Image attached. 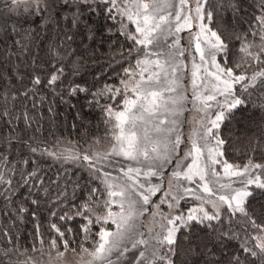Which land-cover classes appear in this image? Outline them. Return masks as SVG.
<instances>
[{"label":"snow or ice","instance_id":"6c2138e0","mask_svg":"<svg viewBox=\"0 0 264 264\" xmlns=\"http://www.w3.org/2000/svg\"><path fill=\"white\" fill-rule=\"evenodd\" d=\"M207 2L195 0L193 10L190 0H10L8 11L23 5V15L0 32V264H67L66 254L77 264H264V222L253 203L264 215V163L229 162L224 135L238 112H264L249 91L258 80L264 90V0H251V13L245 0H226L251 29L235 35V62L207 23ZM194 21L198 31L182 45L179 34ZM45 45L51 59L41 61L34 49ZM104 45L107 67L121 65L118 84L81 71ZM53 59L45 73L41 65ZM252 64L259 68L249 76ZM81 100L101 113L103 152L42 132L45 112L54 119L60 105L74 110ZM188 104L191 120L182 118ZM47 161L60 166L52 176ZM68 164L87 179L73 180ZM28 223L36 242L24 247L19 230Z\"/></svg>","mask_w":264,"mask_h":264},{"label":"trees","instance_id":"16d2710c","mask_svg":"<svg viewBox=\"0 0 264 264\" xmlns=\"http://www.w3.org/2000/svg\"><path fill=\"white\" fill-rule=\"evenodd\" d=\"M226 0H208V2L204 5V8L213 12V19L207 21L209 27L213 29H219L221 33L224 35V38L229 42L230 47L233 51V61H238L240 59L239 53V43L235 40V35H239L242 32H248L251 29L249 28V20L247 17H236L235 14L231 11L230 8L225 7ZM251 3V0H245V8L249 13H251V9L247 8V5ZM9 7L11 6L9 1L0 0V32L3 31L4 27H11L15 24L17 19H20L23 15L22 9L23 6H20V11H12L9 12ZM252 39L254 43H259L258 39L255 37H249ZM121 43H123V38H120ZM95 47V46H94ZM255 51V49H253ZM37 52L41 61L50 60V56L47 51V45L43 46L40 49H34ZM111 55L110 50L107 45H104L100 48V50L95 53L93 59L95 62L89 61L88 64L81 69L84 77L92 81L94 75L101 76V83H104L105 80L112 84H118L119 78L116 75L117 72L120 71L121 65H114L116 71L113 72L111 68L107 67L108 59L107 57ZM55 63L53 59L50 64H42L41 66L44 68L45 73L48 68L51 67V64ZM8 66L5 65V68ZM259 68L258 64H252L249 67L247 75L251 76L253 71H256ZM30 70V69H28ZM110 77V79H109ZM27 83V81H25ZM12 89L20 88L23 89L24 85L13 81L10 85ZM237 89H241L240 85H236ZM249 91L252 93L251 100L255 101L256 104H260L264 102V90L259 87V80L257 81V87L255 89L250 88ZM3 101H0L2 104ZM27 103L26 101H21L17 106V113L22 110L23 104ZM73 103H76L73 100ZM84 101L81 100L77 105V109L70 110L64 105H60L57 108V112L60 113L59 116L54 119H50L47 112H45L44 119L42 121V132L49 139V141L53 139H60L64 142L71 141L72 144L78 145L80 149L90 150L95 143L97 138L102 142L105 138L106 126L102 121V116L99 110L90 111L87 108H80V105L83 104ZM47 106L45 105V108ZM80 111L81 119L75 118V112ZM264 116V112H260L258 109H254L249 107L247 111L238 112L236 114V119L233 120L228 128L224 129V135L229 140L228 144V153L227 159L229 162L244 164L247 162L249 156H251L256 162L264 163V120L261 117ZM75 125V127H73ZM255 148V151H253ZM91 151V150H90ZM60 166L53 162L47 161L43 164L44 170L48 173L49 176L55 174L57 169ZM65 168L69 170V174L75 173L72 176V179L75 180L77 177H83L81 179V183L87 179V173L84 170H77L72 167L70 164L65 165ZM80 199H83V196H80ZM76 203L79 200L75 201ZM264 202V201H261ZM181 207L183 209H187L192 205L191 200L187 202H183ZM255 211L258 219L261 222H264V215H262L261 208L259 203L253 202ZM46 211L41 214V219L46 223ZM25 228L22 227L19 230V234L21 235V239L19 243L24 247H29L36 241L33 239L31 233V223H28ZM47 239V237H46ZM83 241L80 240L79 237L76 238L75 243H81ZM6 243L2 238H0V245ZM237 242L233 241L231 248H235ZM85 246H90L88 243ZM230 248V250H231ZM45 253L48 252V248L45 246ZM32 255H37L36 253H32ZM47 256V255H45ZM44 256V257H45ZM44 257L42 258L44 260ZM248 264H258V259L256 257H248Z\"/></svg>","mask_w":264,"mask_h":264},{"label":"rangeland","instance_id":"374dc122","mask_svg":"<svg viewBox=\"0 0 264 264\" xmlns=\"http://www.w3.org/2000/svg\"><path fill=\"white\" fill-rule=\"evenodd\" d=\"M3 1H9L10 3V0H3ZM190 3H191V6L194 10L195 8V0H190ZM23 6V5H22ZM192 15L194 16L195 13L194 11L192 12ZM198 31V22H195L193 23V27L191 29V31H188V30H185L183 32H181L179 34V36L181 37V44L182 45H185V46H188V41L192 39V36L194 33H196ZM192 54L195 56V59L197 62H199V54L195 53L194 52V46L192 47ZM186 56H188V59H186V63H188V66L189 68L191 67V64H190V60H191V56L189 54H186ZM188 88H189V96H190V92H191V89H190V82L188 84ZM187 108L189 110H186L185 113H184V117L182 118H186L188 120H191L192 117L194 116H197V113L195 112V110H192L191 109V104H188L187 105ZM190 127L191 125L189 124H185L184 126V129L183 131L185 132V135L188 134L189 130H190ZM107 147V140L104 139L102 142H100L99 144H94L91 148H89L91 151H100V152H103L105 150V148ZM89 150V151H90ZM184 201L181 202V204L184 205L183 203ZM191 203H193L191 201ZM190 207V206H189ZM54 255V254H53ZM66 257H67V264H77L78 260H79V257H76L74 255H68L66 254ZM49 258L47 256L44 257V260H48Z\"/></svg>","mask_w":264,"mask_h":264}]
</instances>
